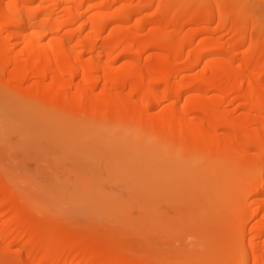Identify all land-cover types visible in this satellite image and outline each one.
I'll return each mask as SVG.
<instances>
[{"label": "bare ground", "instance_id": "1", "mask_svg": "<svg viewBox=\"0 0 264 264\" xmlns=\"http://www.w3.org/2000/svg\"><path fill=\"white\" fill-rule=\"evenodd\" d=\"M246 2L0 0V82L36 109L16 124L57 113L72 127L132 126L161 151L154 171L172 202L192 193L169 187L176 176L235 171L239 215L226 210L208 264H264V20ZM9 175L0 165V264H155L112 233L48 216Z\"/></svg>", "mask_w": 264, "mask_h": 264}, {"label": "rangeland", "instance_id": "2", "mask_svg": "<svg viewBox=\"0 0 264 264\" xmlns=\"http://www.w3.org/2000/svg\"><path fill=\"white\" fill-rule=\"evenodd\" d=\"M246 8L254 19L264 20V0H247ZM251 31L253 37L261 33ZM2 86L0 82V165L25 199L76 229L82 225L114 234L155 264H208L204 253L219 248L212 241L226 227V210L239 215L243 190L235 171L210 170L205 180L176 176L169 187L192 189L191 198L162 199L168 176L154 171L162 153L151 142L141 146V134L132 126L75 122L72 127L69 116L57 113L16 124L17 112L25 106L16 104L22 98H6ZM136 168L137 176L141 169L144 175L133 179L130 170ZM240 259L238 255L233 264Z\"/></svg>", "mask_w": 264, "mask_h": 264}]
</instances>
